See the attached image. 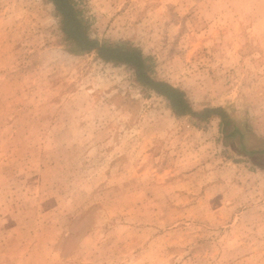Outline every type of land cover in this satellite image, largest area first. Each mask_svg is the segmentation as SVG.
Returning a JSON list of instances; mask_svg holds the SVG:
<instances>
[{"label": "rangeland", "instance_id": "374dc122", "mask_svg": "<svg viewBox=\"0 0 264 264\" xmlns=\"http://www.w3.org/2000/svg\"><path fill=\"white\" fill-rule=\"evenodd\" d=\"M73 1L264 150V0ZM62 29L50 0H0V264H264V156Z\"/></svg>", "mask_w": 264, "mask_h": 264}, {"label": "trees", "instance_id": "16d2710c", "mask_svg": "<svg viewBox=\"0 0 264 264\" xmlns=\"http://www.w3.org/2000/svg\"><path fill=\"white\" fill-rule=\"evenodd\" d=\"M62 17L63 32L72 39L83 53H96L103 62L114 65H124L134 70L136 81L152 90L159 97L164 98L171 110L179 117H192L201 123H209L212 119H219L220 132L226 141L238 140L241 143V155L256 157L264 156V150H248L243 142L245 134L230 115L222 108H206L202 111L194 110L184 90L172 84L156 80L151 77L153 73V58L146 56L137 47H118L102 44L90 39L87 35V25L84 23L79 11L75 9L73 0H50Z\"/></svg>", "mask_w": 264, "mask_h": 264}]
</instances>
